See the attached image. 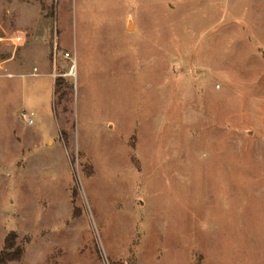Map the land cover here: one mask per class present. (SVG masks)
<instances>
[{"label": "rangeland", "instance_id": "rangeland-1", "mask_svg": "<svg viewBox=\"0 0 264 264\" xmlns=\"http://www.w3.org/2000/svg\"><path fill=\"white\" fill-rule=\"evenodd\" d=\"M11 234L8 264H264V0H0Z\"/></svg>", "mask_w": 264, "mask_h": 264}, {"label": "trees", "instance_id": "trees-1", "mask_svg": "<svg viewBox=\"0 0 264 264\" xmlns=\"http://www.w3.org/2000/svg\"><path fill=\"white\" fill-rule=\"evenodd\" d=\"M56 79V78H55ZM63 87L68 88L62 79H56L53 90L56 95ZM16 235L11 234L6 237L3 249L0 251V264H8L10 262H18L23 255V248L16 244Z\"/></svg>", "mask_w": 264, "mask_h": 264}, {"label": "built area", "instance_id": "built-area-1", "mask_svg": "<svg viewBox=\"0 0 264 264\" xmlns=\"http://www.w3.org/2000/svg\"><path fill=\"white\" fill-rule=\"evenodd\" d=\"M56 43L54 44V47H53V57H55V54H56ZM64 58H66L67 60H69V61H71L72 63H74V65H75V58H74V56L72 55V54H70L69 52H65L64 53ZM70 75H72V76H74L75 77V75L73 74V73H71L70 72ZM30 123H32V121L30 120Z\"/></svg>", "mask_w": 264, "mask_h": 264}, {"label": "crops", "instance_id": "crops-1", "mask_svg": "<svg viewBox=\"0 0 264 264\" xmlns=\"http://www.w3.org/2000/svg\"><path fill=\"white\" fill-rule=\"evenodd\" d=\"M3 9V8H2Z\"/></svg>", "mask_w": 264, "mask_h": 264}]
</instances>
